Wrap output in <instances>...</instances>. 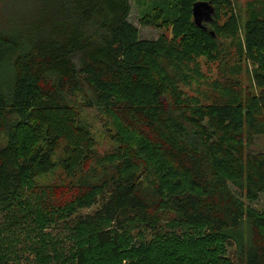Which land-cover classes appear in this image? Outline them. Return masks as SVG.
<instances>
[{
  "label": "trees",
  "instance_id": "obj_1",
  "mask_svg": "<svg viewBox=\"0 0 264 264\" xmlns=\"http://www.w3.org/2000/svg\"><path fill=\"white\" fill-rule=\"evenodd\" d=\"M204 1L215 8L206 31L192 18ZM236 1L136 0L143 25L170 29L156 40L128 21L130 0H40L37 14L3 18L0 264H264V212L231 189L264 195V152L248 151L264 137V0L244 18ZM221 38L258 65L256 92L224 76ZM199 58L223 78L193 105L176 81L200 76ZM88 110L115 124L102 159ZM58 168L65 182L45 183Z\"/></svg>",
  "mask_w": 264,
  "mask_h": 264
},
{
  "label": "rangeland",
  "instance_id": "obj_2",
  "mask_svg": "<svg viewBox=\"0 0 264 264\" xmlns=\"http://www.w3.org/2000/svg\"><path fill=\"white\" fill-rule=\"evenodd\" d=\"M251 0H237L233 5L234 12L240 17L244 18V11L246 8V4ZM40 0H0V22L5 17H18L21 14H37ZM145 5H141L136 2V0H130V13L128 17V21L138 30L139 37L141 40H156L159 36L164 35L167 38L171 37L170 29L160 27V22L156 25H143L141 23L142 19V10ZM230 14V10L226 9V15L220 13V19L218 20L219 24H223L228 19L227 17ZM215 17V16H214ZM208 28V27H207ZM223 43V52L224 57L226 59L225 64V72L224 76L235 78L238 82H240V86L250 92H256V85L254 83V71L258 70V65H252L250 61L245 60L244 58L239 61L236 56V49L233 45L231 39H220ZM243 41V40H242ZM198 66L200 76H197L195 73H189L190 76L187 80V83H184L183 80L177 79V89L180 92L181 96L185 98L187 101H190L191 104H205L207 102L206 97L213 91V83L219 82L222 76L219 75V68L216 62H209L205 58H199L195 61V63L190 64V68H195ZM237 68L238 71L234 73L232 69ZM89 113V110H88ZM88 123L90 124L94 137H95V150L96 157L102 159L103 156L112 154L115 150V136H116V128L113 121L110 119H105L101 115L97 114L95 111L89 113ZM249 152H264V137H257L254 139V144L248 148ZM158 167V176H162L168 178L169 175L172 177V173L169 169H167L163 165H157ZM173 179V178H172ZM170 178V181H172ZM66 173L62 168H58L55 173L48 176L45 179V183L47 184H60L65 182ZM169 184V183H168ZM232 191L244 201L246 207L255 210L256 212H264V195H261L256 201H248L246 198H242L240 192L237 188L232 187ZM243 193V192H242ZM98 206V205H97ZM97 206L82 208L79 210L77 214L86 215L92 213L93 210L96 209ZM165 212L168 209H164ZM177 219L175 214H171L170 216L163 217L164 221H161L159 224L162 227V230L165 229L170 231V227H172L169 222L172 219ZM61 227V226H60ZM58 227L55 230H52V234H63V229ZM158 228H154V230H158ZM51 231V228L48 229ZM151 231V234H148V238H154V234ZM234 248L231 246L226 247L225 256L229 259L233 258ZM185 260V258H183Z\"/></svg>",
  "mask_w": 264,
  "mask_h": 264
},
{
  "label": "water",
  "instance_id": "obj_3",
  "mask_svg": "<svg viewBox=\"0 0 264 264\" xmlns=\"http://www.w3.org/2000/svg\"><path fill=\"white\" fill-rule=\"evenodd\" d=\"M215 8L210 1L196 2L192 7L193 23L199 29L206 31L207 25L214 21ZM214 36L213 32L210 33Z\"/></svg>",
  "mask_w": 264,
  "mask_h": 264
}]
</instances>
